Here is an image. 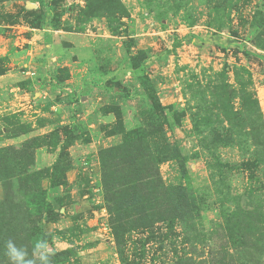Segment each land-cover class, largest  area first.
<instances>
[{"label": "rangeland", "instance_id": "rangeland-1", "mask_svg": "<svg viewBox=\"0 0 264 264\" xmlns=\"http://www.w3.org/2000/svg\"><path fill=\"white\" fill-rule=\"evenodd\" d=\"M101 2L0 1V264L9 239L36 264L40 242L51 264H264V174L211 91L243 71L264 121V0Z\"/></svg>", "mask_w": 264, "mask_h": 264}, {"label": "trees", "instance_id": "trees-1", "mask_svg": "<svg viewBox=\"0 0 264 264\" xmlns=\"http://www.w3.org/2000/svg\"><path fill=\"white\" fill-rule=\"evenodd\" d=\"M102 3L107 4V6L105 7L106 11L118 9L120 6L119 0H102L101 4ZM92 10L90 12H92ZM223 72L219 73L218 77L223 76ZM242 72L243 71L237 70L235 73L236 85L230 84L223 79L221 85L218 88H216V86H213L211 91L214 92L216 101L212 102V106L218 111L222 109L224 110V112H227L228 108L232 109V105H230L229 102L231 98L237 100V105L231 111H233V120L237 122V125L239 127L238 136L243 138L245 137L250 141V144L254 148L253 165L257 169H259L262 174H264V121L255 93L252 90L246 88V85L243 82H246L247 79H243V77L240 78V76H237ZM247 83L249 85L248 81ZM216 89L219 90V93L217 94ZM155 101L156 102L154 104V108L162 110L163 106L156 99ZM227 114V120L231 124L233 120ZM235 122H233V124ZM221 140L225 141V139L223 138ZM126 143L127 142H124L110 149V152L108 151V153H113L111 151H119L121 149H124V147H126ZM165 154L167 153H164V151H162V153H159L157 157H155V159H151L149 157L145 159L143 156H140L139 159L141 160L138 162V164H136L135 168H141L140 171L150 172L152 171V166H154V164L156 165L161 160L166 158ZM155 187H158V185H155Z\"/></svg>", "mask_w": 264, "mask_h": 264}, {"label": "clouds", "instance_id": "clouds-1", "mask_svg": "<svg viewBox=\"0 0 264 264\" xmlns=\"http://www.w3.org/2000/svg\"><path fill=\"white\" fill-rule=\"evenodd\" d=\"M5 249V254L11 261V264H36V260L27 258L28 252L22 247H17L16 243L11 239L6 242ZM36 253H38V260L41 264H51L48 247L44 242L36 245Z\"/></svg>", "mask_w": 264, "mask_h": 264}, {"label": "crops", "instance_id": "crops-1", "mask_svg": "<svg viewBox=\"0 0 264 264\" xmlns=\"http://www.w3.org/2000/svg\"><path fill=\"white\" fill-rule=\"evenodd\" d=\"M42 30H45V29H42ZM46 30L48 31V27L46 28ZM61 38H63V39H65V40H71L72 39V35L70 34V32H66V31H61ZM32 34V33H31ZM11 39H8V41H10ZM4 50L6 49V48H3ZM68 82V80H66V82L65 83H67ZM39 87V86H38ZM37 93V92H36ZM17 111V110H16Z\"/></svg>", "mask_w": 264, "mask_h": 264}]
</instances>
